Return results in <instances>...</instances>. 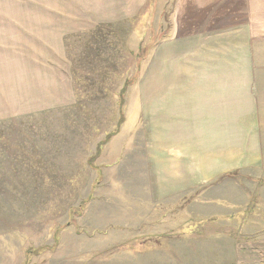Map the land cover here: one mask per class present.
<instances>
[{
	"label": "rangeland",
	"instance_id": "rangeland-1",
	"mask_svg": "<svg viewBox=\"0 0 264 264\" xmlns=\"http://www.w3.org/2000/svg\"><path fill=\"white\" fill-rule=\"evenodd\" d=\"M206 1L198 10L197 0H0V89L8 88L6 76L23 81L56 26L91 28L63 37L68 103L21 115V93L0 92V112L12 103L10 113H0V264H264L262 173L244 159L261 118L243 117L237 141L225 133L220 141L198 140L207 135L198 133V103L214 93L199 99L194 81L214 61L165 60L201 25L235 23L229 1L223 12ZM236 27L240 105L252 67L244 0ZM228 48L223 42L222 73L230 69ZM166 72L170 88L174 82L186 89L178 92L184 100L156 108L152 82ZM217 79L233 86L229 77ZM173 113L177 121L164 126ZM156 118L164 123L152 130ZM191 120L189 140L172 132ZM157 133L170 137L171 160L157 154ZM217 143L221 158L212 155ZM231 159L241 164L237 173Z\"/></svg>",
	"mask_w": 264,
	"mask_h": 264
},
{
	"label": "crops",
	"instance_id": "crops-1",
	"mask_svg": "<svg viewBox=\"0 0 264 264\" xmlns=\"http://www.w3.org/2000/svg\"><path fill=\"white\" fill-rule=\"evenodd\" d=\"M198 10H202L203 7L206 8L205 0H197ZM229 1V8L228 11L230 14H233V18L231 15H228L232 19L231 22L234 21L235 23L232 25L229 24L228 27L223 28L222 24H218L214 22L213 28L209 29L207 26L201 25L196 32V37H191L190 34L185 39L184 45L178 50H174L171 53H168L165 57V60H170L173 63L176 61H180L183 58L187 59L185 61H199V60H212L214 61V69L204 70L205 75L201 80L199 77L195 78L194 85H196L197 92H200L201 98L205 99L206 95L211 91L214 93L208 100H205L204 106L199 105L197 106L198 109V117L196 118L197 126L199 127V134L205 133L207 134L204 137L200 135L197 137L198 140H211V141H220L223 137L220 136L221 133H225L229 135L225 137V139H229L230 142L237 141L238 137V126L239 122H241L243 117H246L248 120V113L251 115H257L261 118V126L257 127L253 130L252 136L255 137L257 143L252 148H249L246 145L245 148V167L247 166H255L258 170L262 173L261 178L257 183H261V186H264V145L260 141H264V85H255V82L263 81L264 79H257L254 80V77L264 78V0H244V13H245V28L248 29V41L247 43L250 45V59L252 62V67L247 68L244 74L248 77V83L244 86V97H242L241 104L239 105V97H237L236 91L237 85L236 80L238 76V67H237V60L233 57L232 54L237 52V14H238V0H212L209 2V5L216 8L215 11L223 12L226 10L227 3ZM190 11V9H189ZM214 10L213 12L216 13ZM219 21V20H218ZM220 22V21H219ZM87 29H91L88 26H84L81 28L75 27H64L62 28L60 25L54 28V39L49 48L45 50L44 53L40 54L37 53V59H31L28 61V71L27 74H23L22 82H13L12 78L5 80V84L8 85V88L0 89V92L5 93H21L20 101L22 104V111L21 115L35 113L40 109H46L49 107L59 106V104L68 103L70 97V93L73 91L71 81L67 77V73L63 70L62 61L65 60V46L63 37L68 34H72L73 32H77L81 30V32ZM210 31L207 34V31ZM192 33V34H193ZM205 34L204 39H202V34ZM210 36L212 41L210 44L207 43L206 36ZM195 38H197V42H195ZM233 38V42H232ZM187 39V40H186ZM225 43L229 46L228 51L230 55V69L222 70L218 68L219 62L221 61V45ZM247 47V46H246ZM197 50V51H195ZM217 66V67H216ZM72 68V65H71ZM180 68V67H179ZM154 73V69L152 68ZM167 71V70H166ZM164 73V72H163ZM162 73V74H163ZM159 75V78H161ZM8 75V74H7ZM172 76L174 80V76ZM212 75V76H211ZM156 83L152 82V91H156V99H157V106L156 108L166 105L168 103H173L176 100L182 98L184 100L185 93L182 96L178 95V92H185L186 89L180 85L179 83H174L173 86L170 88L169 78L170 75L166 72V79H161L158 81V75H156ZM227 78L229 77V82L233 81V86L230 87L229 85L221 86L219 83L220 81L217 78ZM18 84H21V88H17ZM193 86V85H192ZM190 86V90L192 88ZM221 89L217 90V87ZM16 87V88H14ZM169 92H175L177 95L172 97H165V93L168 94ZM164 93V94H163ZM225 94V95H223ZM48 98V99H47ZM225 100V101H223ZM228 101L229 104L226 102ZM211 102L214 103V106L211 108ZM224 103V105H222ZM12 103H8L2 112H7L11 109ZM239 106H244L242 109ZM154 109V108H153ZM240 109V110H239ZM0 112V113H2ZM10 113V112H7ZM189 115H195V112L189 111ZM240 114V115H239ZM154 115V113H153ZM158 115V114H157ZM177 113H173L170 116V121H166L165 125H170L171 123H175ZM244 115V116H241ZM156 123L151 122V129L158 128L159 125H163L164 122L158 120L156 118ZM191 120L186 125H173L172 132L175 134H179L180 131L184 132V139L189 140V124L192 122ZM154 124H156L154 126ZM253 126V120H252ZM159 129H162L161 126ZM249 134H247L246 138L248 139ZM151 139L153 141H159V145H156L158 149L159 155L165 156L168 154V149H170L169 140L170 137L168 136L167 139H161L156 135H151ZM215 146V148H214ZM216 146L220 147V144L217 145L213 144V157L215 158L216 155H219L221 158V152L216 151ZM234 151L230 155V158H234L238 156L236 147L232 146ZM218 147V148H219ZM163 150V151H162ZM170 160L172 159V155H169ZM218 158V162H219ZM166 161V159H165ZM221 162V160H220ZM231 167L233 173L238 172V166L241 165L238 163H234V160H230ZM169 164L168 162H163V164ZM201 164L203 167L199 170V173L206 172V160L205 157H201L198 160V164ZM226 169H229L227 166Z\"/></svg>",
	"mask_w": 264,
	"mask_h": 264
}]
</instances>
